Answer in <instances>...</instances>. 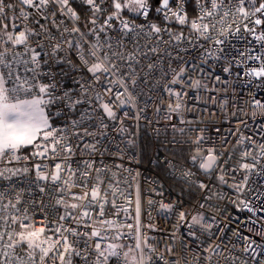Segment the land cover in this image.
I'll return each mask as SVG.
<instances>
[{
	"label": "snow or ice",
	"instance_id": "obj_1",
	"mask_svg": "<svg viewBox=\"0 0 264 264\" xmlns=\"http://www.w3.org/2000/svg\"><path fill=\"white\" fill-rule=\"evenodd\" d=\"M233 84L247 89L246 100L237 103ZM260 92L264 0H0V181L10 182L0 191V264H181L148 242L143 229L155 226L141 224L139 185L133 199L121 187L127 178H118L127 170L103 159L113 155L105 147L110 131L127 133L135 146L125 120L154 125L161 108L164 127L153 132L171 129L166 143L188 146L165 162L200 199L187 212L172 202L148 205L158 203L162 214L175 209L176 231L183 226L181 239L197 245L205 233L222 237L230 220L239 225L236 243L203 247V257L193 253L197 264H264V183L257 181L264 142L245 135L249 120H264ZM149 101L156 121L145 115ZM197 103L216 106L226 123L235 119L222 148H205L207 127H200L218 123L217 112L185 118ZM256 133L264 140V124ZM30 174L35 180L17 190L13 177ZM32 183L40 195L25 200ZM227 205L248 215L232 217ZM37 215L46 221L39 229ZM189 250L185 242L184 264ZM166 251L176 256L171 245Z\"/></svg>",
	"mask_w": 264,
	"mask_h": 264
},
{
	"label": "built area",
	"instance_id": "obj_2",
	"mask_svg": "<svg viewBox=\"0 0 264 264\" xmlns=\"http://www.w3.org/2000/svg\"><path fill=\"white\" fill-rule=\"evenodd\" d=\"M7 23V21H5ZM237 44L238 47L243 46V41H233ZM217 74L223 75L220 72V69H216ZM233 88H235V99L237 103L242 100H246L247 97V89L242 84H233ZM151 95L155 96L156 93H151ZM160 95H163L162 91ZM190 96L193 94L190 92ZM259 96L264 98V92H260ZM143 99H147L145 96ZM194 103V101H189V104ZM149 107L145 113L146 117L149 120L156 121L157 115L154 110V106H152V102L149 101ZM197 111L196 112H188L185 114L186 119H195L197 116H204L205 109L208 112H217L218 123L216 124H208V125H200V127H207V131L205 132V136L208 138L204 147L208 148L213 145L217 149L222 148L223 139L222 136L229 135L227 129L229 127H235V119L232 118V123H226L220 117L216 106L212 104H196ZM131 115V112H130ZM161 120L159 123L149 124L144 119L139 122V127L137 128V122L135 120H125V126L129 129L130 133L135 137V146L128 145L127 137L128 134L120 135L115 131L109 132V137L105 142V147L108 148L110 153L113 155H105L103 157L105 163L107 165H122L123 169L127 171L119 172L118 178L120 180H124L127 178L128 183L122 184L121 187L124 188L126 194H131V197L134 199L135 191L137 184L139 185V190L141 194L142 208H141V216L140 221L142 225H154L155 229L146 227L143 229L146 236L150 237L149 243L152 244L159 252H163L165 257L171 261L173 258L180 259L181 264H184L182 256L184 255L183 244L187 242L189 244V251L187 254L188 260L190 264H197L196 260H193V253H198L201 257L205 255L202 248L207 247L212 244L220 243L223 241L227 243L231 240L232 243H236L235 238L232 236V228L238 227L239 225L233 220L228 221L229 227L224 229V235L222 237L213 236L211 234L205 233L201 236L200 241L197 244H193L190 241H184L181 239L182 236L186 235V229L181 226L179 230L176 231V226L178 223V217L176 215V210L172 213H161L158 207V203H154L153 205H148L147 200L151 199L155 202L163 201L164 203H175L177 204L180 210L191 211L193 205L200 199L198 192L195 189H190L183 181L179 178L178 175H173L172 170L167 166L166 159H171L175 162V160L180 159L179 156H174L173 153L179 152L182 155L187 154L188 146H179V145H170L166 143V137L168 140L172 137L171 129L167 132L162 133L157 136L153 132V126L157 128H163L165 121L163 120V108H161ZM177 122L176 119H173V123ZM55 124H61L62 121H55ZM258 124H264V120H257L253 122L249 120V128L251 131H245V135H253L254 139H257L259 142H264V140H260L259 136L256 133V128ZM195 127L196 125H192ZM111 127V126H110ZM216 127H220L222 129V133L218 134L215 131ZM231 143L229 144V149H231L232 145L235 144V138L229 137ZM143 145H149L150 151L144 153ZM237 151H239L237 149ZM27 152V151H25ZM119 153H122L119 154ZM228 153L225 152V159L227 158ZM86 158V157H85ZM236 157L233 156V159ZM76 159H80V157H76ZM51 164V161L48 162ZM183 163V161H181ZM9 167H18L19 165H8ZM3 165H0L2 168ZM113 171H117L115 167H113ZM131 173V174H130ZM136 173H139V176L136 179H133ZM200 179H207L203 177L199 173L197 174ZM35 177L33 174H30L28 177H13V181L15 182V188L18 190L20 188L27 189L30 181H34ZM258 183H264V178H257ZM213 184L216 183L215 180L211 181ZM9 181H0V191L7 189ZM130 185V186H129ZM223 192H230L225 186H221ZM154 189V190H153ZM75 191V190H74ZM158 193H162V195H158ZM6 195L14 197V193L6 192ZM38 189L36 188V184H31V190L25 191L23 193V197L25 200L39 197ZM118 203H123V200L118 201ZM222 207H224L225 202L219 201ZM19 207V205H18ZM11 211V210H9ZM129 211H132L130 208ZM227 213L232 216H240L241 219L246 217L247 213H237L235 209L232 208L231 205H227L226 208ZM53 215L62 214L63 209H53ZM106 214L110 215L109 210L106 208ZM207 215V213H206ZM46 221L42 219L39 215L36 217V227L37 229L42 228ZM223 227V225H222ZM174 231L176 232L175 237L173 236ZM213 233L216 232L214 228ZM199 235V232H198ZM126 243H132L131 240L125 241ZM171 245L173 247V251L176 253V256L173 257L169 255L166 251L167 247ZM76 264H79V261H76ZM159 264H163V262H159Z\"/></svg>",
	"mask_w": 264,
	"mask_h": 264
},
{
	"label": "trees",
	"instance_id": "obj_3",
	"mask_svg": "<svg viewBox=\"0 0 264 264\" xmlns=\"http://www.w3.org/2000/svg\"><path fill=\"white\" fill-rule=\"evenodd\" d=\"M143 150H144V153H147L148 155V152L150 151L149 145H143ZM24 151H28V149H25Z\"/></svg>",
	"mask_w": 264,
	"mask_h": 264
}]
</instances>
